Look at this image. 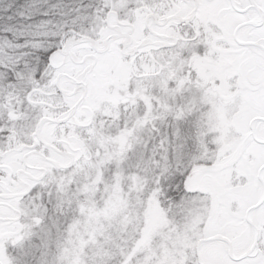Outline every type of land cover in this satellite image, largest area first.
<instances>
[{
    "label": "snow or ice",
    "instance_id": "snow-or-ice-1",
    "mask_svg": "<svg viewBox=\"0 0 264 264\" xmlns=\"http://www.w3.org/2000/svg\"><path fill=\"white\" fill-rule=\"evenodd\" d=\"M0 264H264V0H0Z\"/></svg>",
    "mask_w": 264,
    "mask_h": 264
}]
</instances>
